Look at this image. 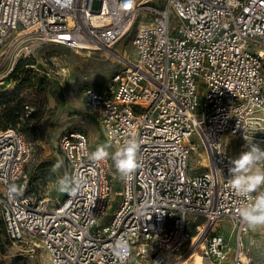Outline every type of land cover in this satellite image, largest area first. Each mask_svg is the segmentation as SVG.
<instances>
[{
	"label": "built area",
	"instance_id": "2783aa9c",
	"mask_svg": "<svg viewBox=\"0 0 264 264\" xmlns=\"http://www.w3.org/2000/svg\"><path fill=\"white\" fill-rule=\"evenodd\" d=\"M133 30V57L124 50V68L105 89L84 88L81 102L114 151L138 142L137 168L121 176L111 153L90 158L87 134H63L73 190L53 203L30 189L24 133L0 130L6 237L45 252L49 264H117L111 245L120 237L131 246L128 264L194 255L253 264L245 240L254 227L239 214L251 202L228 180L249 143L264 150V0H0V49L9 44L0 61L12 63L0 79L44 44L113 50Z\"/></svg>",
	"mask_w": 264,
	"mask_h": 264
},
{
	"label": "rangeland",
	"instance_id": "374dc122",
	"mask_svg": "<svg viewBox=\"0 0 264 264\" xmlns=\"http://www.w3.org/2000/svg\"><path fill=\"white\" fill-rule=\"evenodd\" d=\"M92 7L99 9V2H93ZM134 33L133 30L114 47L118 56L106 50H75L44 44L34 58L18 62L11 74L0 79V130L18 127L26 136L32 149L29 186L39 198L56 203L68 194L58 191L56 183L60 178L69 181L59 151L63 134L83 132L94 149L109 145L96 117L84 112L81 92L86 87L105 89L109 85L113 76L124 68L123 51L133 57L131 39ZM11 64L10 60L0 61V76L7 75ZM106 150L111 154L115 152L110 145ZM57 163L59 166L52 171ZM118 190L116 187L106 216L113 214ZM106 216L99 227L105 226L109 219ZM245 244L252 263L264 264V226H255ZM0 264H49V260L41 250L30 253L25 245L12 244L0 220ZM174 264H193V259L178 260Z\"/></svg>",
	"mask_w": 264,
	"mask_h": 264
},
{
	"label": "clouds",
	"instance_id": "9594fccd",
	"mask_svg": "<svg viewBox=\"0 0 264 264\" xmlns=\"http://www.w3.org/2000/svg\"><path fill=\"white\" fill-rule=\"evenodd\" d=\"M245 140L247 141L246 138ZM108 147L109 145L99 146L96 151L91 153L90 158L94 162L109 158L110 153L106 150ZM138 150V142L130 139L111 154L114 167L121 176H130L137 168ZM231 164L229 185L238 196L244 197L246 202H251L246 203L240 209L241 218L253 227L264 226V166H262L264 165V150L249 143L248 150L232 160ZM58 166L59 163L53 165L52 171H55ZM56 183L60 192L73 190L70 182L64 178H60ZM8 191L10 194H15L17 187L10 185ZM253 193L256 195L253 196ZM111 251L117 264H128L131 256L128 239L117 238L111 245Z\"/></svg>",
	"mask_w": 264,
	"mask_h": 264
},
{
	"label": "bare ground",
	"instance_id": "6f19581e",
	"mask_svg": "<svg viewBox=\"0 0 264 264\" xmlns=\"http://www.w3.org/2000/svg\"><path fill=\"white\" fill-rule=\"evenodd\" d=\"M17 37H19V35L17 36ZM9 47V44L8 45H6L5 46V48H3L1 51H0V54H2L7 48ZM106 52H108V53H110V54H112V55H114V56H118L116 53V51H114V50H106ZM123 57V56H122ZM121 57V59H123ZM192 259H193V264H203V262H202V259L198 256V255H194L193 257H191Z\"/></svg>",
	"mask_w": 264,
	"mask_h": 264
}]
</instances>
